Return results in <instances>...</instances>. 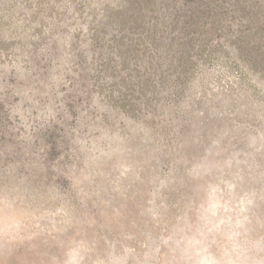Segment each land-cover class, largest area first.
I'll return each instance as SVG.
<instances>
[{
    "label": "rangeland",
    "instance_id": "1",
    "mask_svg": "<svg viewBox=\"0 0 264 264\" xmlns=\"http://www.w3.org/2000/svg\"><path fill=\"white\" fill-rule=\"evenodd\" d=\"M20 1L0 264H264V0Z\"/></svg>",
    "mask_w": 264,
    "mask_h": 264
},
{
    "label": "trees",
    "instance_id": "2",
    "mask_svg": "<svg viewBox=\"0 0 264 264\" xmlns=\"http://www.w3.org/2000/svg\"><path fill=\"white\" fill-rule=\"evenodd\" d=\"M59 2L60 0H21L20 1L22 5L27 7V10L31 11V14L29 15V18H28L29 22L35 21L36 18L39 17V15H41V12L43 11L42 9L43 7L55 8L56 6L59 5ZM49 18L50 16L47 18L44 16H40V25H42L41 28L43 27V25H45V23H50L48 22ZM61 19L62 18H60V20ZM256 57H260V58L253 61V65H252L253 70L255 72L262 73V76L264 77V51L260 52V55H257ZM72 102H74V100ZM77 102L81 103V100L78 99V101H75V103Z\"/></svg>",
    "mask_w": 264,
    "mask_h": 264
}]
</instances>
